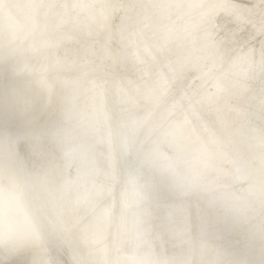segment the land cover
Masks as SVG:
<instances>
[{
    "label": "bare ground",
    "instance_id": "obj_1",
    "mask_svg": "<svg viewBox=\"0 0 264 264\" xmlns=\"http://www.w3.org/2000/svg\"><path fill=\"white\" fill-rule=\"evenodd\" d=\"M0 264H264V0H0Z\"/></svg>",
    "mask_w": 264,
    "mask_h": 264
},
{
    "label": "water",
    "instance_id": "obj_2",
    "mask_svg": "<svg viewBox=\"0 0 264 264\" xmlns=\"http://www.w3.org/2000/svg\"><path fill=\"white\" fill-rule=\"evenodd\" d=\"M119 11V10H118Z\"/></svg>",
    "mask_w": 264,
    "mask_h": 264
}]
</instances>
